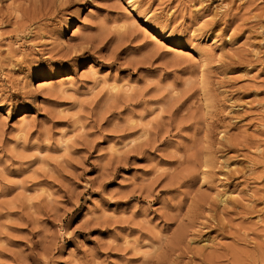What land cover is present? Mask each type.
<instances>
[{"label":"rangeland","instance_id":"374dc122","mask_svg":"<svg viewBox=\"0 0 264 264\" xmlns=\"http://www.w3.org/2000/svg\"><path fill=\"white\" fill-rule=\"evenodd\" d=\"M0 264H264V0H0Z\"/></svg>","mask_w":264,"mask_h":264},{"label":"bare ground","instance_id":"6f19581e","mask_svg":"<svg viewBox=\"0 0 264 264\" xmlns=\"http://www.w3.org/2000/svg\"><path fill=\"white\" fill-rule=\"evenodd\" d=\"M70 24V23H69ZM68 26V25H67ZM206 166V165H205Z\"/></svg>","mask_w":264,"mask_h":264}]
</instances>
